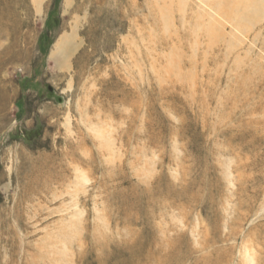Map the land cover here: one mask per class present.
<instances>
[{
	"label": "rangeland",
	"instance_id": "rangeland-1",
	"mask_svg": "<svg viewBox=\"0 0 264 264\" xmlns=\"http://www.w3.org/2000/svg\"><path fill=\"white\" fill-rule=\"evenodd\" d=\"M15 259L264 264V0H0Z\"/></svg>",
	"mask_w": 264,
	"mask_h": 264
},
{
	"label": "bare ground",
	"instance_id": "bare-ground-1",
	"mask_svg": "<svg viewBox=\"0 0 264 264\" xmlns=\"http://www.w3.org/2000/svg\"><path fill=\"white\" fill-rule=\"evenodd\" d=\"M63 178V177H62ZM53 179V178H52ZM59 180V179H58ZM36 181V180H35ZM53 181V180H52ZM57 182H59V181H57ZM47 184H48V182H47ZM48 187V186H47ZM29 192V191H28ZM36 192V191H35ZM49 193V192H48ZM34 199V198H33ZM24 201V200H23ZM22 221V220H21ZM10 226V225H9ZM17 239V238H16ZM131 249V248H130ZM176 254H178V253H176ZM16 255V254H15ZM14 255V256H15ZM18 255V254H17ZM173 256V255H172ZM18 257V256H17ZM175 257H177V256H175ZM179 257V256H178ZM181 257V256H180ZM13 258V257H12ZM11 258V259H12ZM15 258H16V256H15ZM84 258V257H83ZM172 259V258H171ZM170 260V259H169ZM12 261H13V259H12ZM15 261V264H16V261L18 262V259L16 260H14ZM172 260H170V262H171ZM178 261H179V259H178ZM9 263H10V261H9ZM172 263V262H171ZM4 264V263H3ZM12 264V263H11ZM20 264V263H19ZM166 264H167V262H166ZM173 264V263H172ZM175 264V263H174Z\"/></svg>",
	"mask_w": 264,
	"mask_h": 264
}]
</instances>
